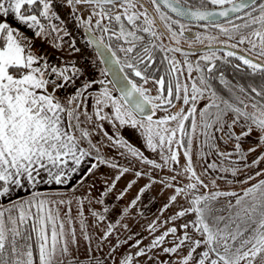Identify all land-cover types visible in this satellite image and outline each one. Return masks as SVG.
Wrapping results in <instances>:
<instances>
[{
  "label": "snow or ice",
  "instance_id": "obj_1",
  "mask_svg": "<svg viewBox=\"0 0 264 264\" xmlns=\"http://www.w3.org/2000/svg\"><path fill=\"white\" fill-rule=\"evenodd\" d=\"M197 3L198 7L188 5V0H0V197H9L13 191H22L28 186L35 188L39 183L64 184L69 174L78 172L93 151L98 153L89 139V131L81 127V115L89 122L92 120L82 104L97 81L81 80L77 87V81L84 73L75 63L54 66L44 55L34 50L35 38L46 39L51 36L53 47L59 48L57 41L63 39L59 34L63 32V36L71 35L66 28L53 22L64 23L55 10L59 4L68 7L69 15L79 26L84 27L86 44L95 48L101 63L107 66L101 75L111 73V80H101L99 83L111 84L121 93L117 99L109 88H104L102 98L96 99L97 118H106L101 115L100 106L110 101L121 125L131 123L133 127L144 128L148 147L153 151L158 148L161 150L163 164L146 161L155 168H163L169 161L179 163V150L184 149V172L188 174L190 182L182 187L168 182L169 178L159 182L174 189L170 197L172 202L181 195L188 201V207L178 212L177 216L191 214L194 218L180 226L184 229L182 236H176L178 229L171 227L154 238L149 248H139L135 255L147 256L149 251L160 247L171 234L176 236L174 246L163 247L162 252L175 254L186 248L178 264H264V179L245 189L242 196L229 191L200 193L199 189L208 188V184L196 173L192 161L193 142L201 137L202 147L212 149L217 148V140L225 145L233 142L231 151L216 152L223 160H229L235 154L240 161H246L247 155L243 152L241 141L254 131L259 134L260 143L264 144V2L259 3L258 7L257 0H197ZM149 4L154 7L156 15L151 13ZM209 4L221 10L209 11ZM82 5L88 6L86 19L79 14V6ZM225 5L230 7L226 8ZM162 8L170 10L187 23L174 19ZM248 9L250 11H246ZM230 13H244V16L236 17L243 23L234 24L229 19L228 23L232 25L230 29L217 21L216 17L228 18ZM10 15L32 31V37L3 19ZM157 19L162 22L160 31H157ZM192 21H206L208 25L219 29L227 41H236L228 45L233 49L247 44L249 47L242 51L254 53L255 59L234 51H227L226 56L240 62L235 65L237 69L243 65L250 75L260 76L261 84L247 88L229 87V92L235 98L225 99L217 94L211 83L217 67L214 61L220 59L215 51L201 56V60L207 62L203 67L199 62L194 67L180 47L163 45L162 40L166 35L179 44V37L190 31L188 25ZM176 25L179 26L178 30L174 28ZM241 29L247 34L242 33ZM195 39L203 42L200 36ZM208 39L216 40L218 37ZM156 41L161 43L157 44ZM68 47L73 52L80 51L74 40ZM157 50L181 53L185 55V60L178 61L174 55L164 56L161 63L167 61L166 76L158 77L156 73L159 69L154 56ZM230 62L224 60V63ZM185 70L187 77L182 81ZM194 71L199 74L196 78L192 75ZM130 76L139 78V82ZM219 79L228 86L229 82L223 74ZM150 82L155 86V95L150 94L152 88L144 87ZM69 85L75 91L62 99L57 93ZM237 90L243 96L236 95ZM204 101L207 103L198 107ZM157 111L167 114L154 120ZM229 115L231 122L227 119ZM138 116L142 119H137ZM172 124L175 126L171 127ZM238 124L242 130L237 134L235 127ZM85 141L89 145L87 149L81 146ZM130 151L133 155H139L136 150ZM255 151L254 147L248 149V152ZM259 162L258 159L252 163ZM99 163L105 164L107 161L99 158ZM110 166L118 167L116 164ZM243 166L251 165L244 163ZM98 167L96 163L91 164L87 174L91 175ZM209 170L230 173L232 177L241 172L239 167H223L215 162L207 165L205 174ZM128 171L122 168L104 195ZM136 175L140 176L141 173L137 172ZM256 175L264 173L257 172ZM217 178L226 179L223 175ZM217 178L211 181L213 187L216 186ZM170 179L175 181L176 177ZM132 183L128 188L132 187ZM148 187L150 185L142 188L140 195ZM220 197L235 198L234 204L228 202L229 210L235 209L228 216L219 214L224 209L215 206ZM138 199L139 195L130 207H134ZM53 203L32 193L28 199L13 201L11 207L0 205V264H81L69 246L77 245L76 230L69 227L65 231L59 210L54 211L52 208ZM58 203L66 202L61 200ZM98 203H103V200ZM67 204L65 218L71 225V201ZM128 210L124 209V213ZM103 211L106 213L109 208L105 207ZM78 212L82 217V208ZM93 215L101 221L104 219L98 213L94 212ZM170 219L175 220L176 217ZM80 224L84 238L90 240L84 231V221L81 220ZM189 227L197 235H190ZM110 234L105 233L103 238L106 239ZM152 259L148 256L149 261ZM132 261L133 257L129 255L120 264H132ZM97 264L101 262L97 261ZM160 264L166 262L161 261Z\"/></svg>",
  "mask_w": 264,
  "mask_h": 264
},
{
  "label": "rangeland",
  "instance_id": "obj_2",
  "mask_svg": "<svg viewBox=\"0 0 264 264\" xmlns=\"http://www.w3.org/2000/svg\"><path fill=\"white\" fill-rule=\"evenodd\" d=\"M87 7L88 6L85 5L79 6V14L83 19H86L89 14L86 10ZM144 35L147 36V34ZM165 39L162 40L163 45L165 47H173L169 45L170 42L165 41ZM156 43L160 44L161 41H156ZM170 55H174L178 61L183 62L185 60V55L181 53H170ZM202 55H197L192 52L190 54L187 53V59L192 62L193 66L195 67V59L201 57ZM101 72L102 70L99 74L97 73L95 75V78L93 80L97 81V83H95L89 90L87 98L83 100L82 104V108L86 109L87 113L91 115L92 120L90 122H84L82 120L83 123L81 124V127L89 131V139L91 140L92 145H95V148L98 149V153L96 151H93L92 153L96 155L98 159L103 158L105 161H107V163L100 164L98 161L96 164H98L99 167L96 168L91 175L87 174V176L82 180L83 183H81V181L79 183H75L80 179L79 178L74 181V179H76L77 173L75 172L69 174L67 182L64 184H55L51 187H45L42 186V184H37L35 188H31V186H28L22 191L15 190L16 192H22V194L12 193L9 197H0V205L5 208L11 207L13 201H18L21 198L28 199L32 193H36L40 197H43L50 201H54L55 203L52 204V208L54 211L57 209L59 210L60 219L63 220L65 224V231L67 232L69 227H73L76 230V238L78 243L76 246H72L71 244L69 246L72 250L73 255L77 259L84 257L89 252L113 253L111 255L119 257L118 253H121L123 251L129 250L133 252L134 250L138 251L139 248L147 249L148 245H151V242L154 238L163 234L168 228H171L173 225L178 229L176 236H182L184 229H182L180 226L186 222L191 221L194 218L191 214L185 217L177 216L178 212L188 207V201L184 198L183 195H181L177 197V200L175 202H172L170 200V197L174 194V189L165 187L164 184H161L159 182L164 178H169L168 182L174 183L179 187H182L190 182L188 179V174L184 172V168L186 167V159L183 156L184 149L181 148L179 150V163L174 164L173 162L169 161L168 164L163 168H155L152 164H149L146 161H153L158 164H163L164 161L162 159L161 150L158 148L157 150L153 151L148 147L146 132L144 128L138 126L133 127L131 123L121 125L119 120H117L115 117V110L112 107L110 101L100 106L102 109L101 115L105 116L106 118L103 120L98 119L96 116V99L102 98L101 93L103 92L104 88H109L112 92L113 97L117 99H119L121 96L111 84L99 83V81L101 80H111L109 75H101ZM192 75L193 78H196L199 74L194 71ZM186 77L187 72L185 70L184 74L181 76V80L185 81ZM224 79L226 80V78ZM187 82L189 84L191 83V81ZM234 83H236L237 86L246 85V88L248 84L247 81H243V85L238 81H235ZM233 84L229 82L226 88L222 87L220 91L217 90V94L225 99H234L235 97L228 90V88ZM148 88H152V92L150 93L151 95L156 94L155 86L151 82L148 84ZM214 90L216 91L215 87ZM225 92L227 93L226 95ZM239 94L243 96V94L236 91V95ZM89 97H91L90 100ZM203 103H207V101L201 102V104H198V107H200ZM248 110L251 111V108H249ZM212 111L215 110L212 109ZM166 114L167 113L163 111H157L153 116V119L155 120L161 118ZM137 119H142V117L138 116ZM227 119L229 122H231L230 115L229 117H227ZM170 126L174 127L175 124H172ZM241 130L242 129L238 124L235 127V132L238 134L241 132ZM109 137H112V139H109ZM202 140L203 138L201 137L199 140H194L193 142L192 161L194 170L198 175L201 176V179H203L204 181V175L215 176V178L223 175L226 177V179H223L224 182H220V186L222 188H227L225 190H228L229 192H235L238 195L242 196L245 189L251 187L254 184H257L261 179H264V175H256L257 172L264 173V159H261V157L264 156V144L260 143L259 134L257 132L254 131L252 135L243 138V140L241 141L243 152L247 155L246 161H240L239 157L235 154H233V156L229 160H223L221 157H218L216 155L217 151H231L233 148V142L231 141L227 145H225L222 141L217 140V148L212 149L202 147ZM85 144L89 147L87 141H85ZM253 147L256 149V151L248 152V149ZM130 149L136 150L139 155H133ZM258 159L260 160L258 164L252 163L254 160ZM234 161L236 162L235 164H233ZM212 162H215L218 165L222 164L223 167H239L241 169V172L236 177H232L230 173L213 172L211 170H209L208 174H205L207 165ZM244 163H247L251 166L244 167ZM111 164H116L118 165V167L113 168L110 166ZM122 168H127L129 169V171L124 173L121 176L120 180L115 181V187L112 188V190L108 192L107 195H104L107 189L113 184L115 176L119 174ZM171 169H175V171H172ZM137 172H140L141 175L137 176ZM173 176L176 177L175 181H171L170 179ZM248 177H252V179L249 180ZM133 181L134 183H132ZM240 181L247 182L240 183ZM148 182L152 185V189L153 191H155L156 197H159L160 199V203H156L159 205V207H155V209H153V213L152 211H150L148 213V218H146L145 220L137 219L143 212L142 211L140 213L137 207L140 199L136 200V204L134 207H130V205L131 202L137 198L139 193L138 191L143 188L144 184H148ZM130 183H132V187L128 188V185ZM222 183L226 185H222ZM70 184L73 185L70 186ZM199 192L205 193L204 188H200ZM117 197L121 198L117 199ZM224 199L225 200H222L223 204L218 203L217 208L224 209V211L219 214L228 216L231 211H235V209L229 210L228 202L232 201L234 204L235 198L224 197ZM61 200L65 201L66 203L59 204L58 202ZM99 200H103V203H98ZM68 201H71V225H69V221L65 218V211L68 207ZM121 203L128 205L129 212L123 213V211H119L118 214H121L122 216L124 214H128V217L130 219L125 220L126 227L124 225L121 226L120 224V231L122 234H120L121 238L123 236H128L129 240L132 241L135 239L137 233L139 234L138 237H141V233L145 232L144 230L146 229V226H148V229H146V231L148 230V233L146 235L147 237L144 240V242L146 243L143 242L141 244H136V246L133 247V243L127 242L128 240L119 245L120 240H118L117 237L105 239V242H102V240H100L99 236L103 234L108 227V225H106L108 223L106 221L103 222V220H107L106 215H113V213L111 212L105 213L103 209L105 207L112 208V206L120 205ZM140 205L142 210V207H145L147 204L145 202H140ZM155 205L152 204L151 207H154ZM80 208H82L83 210L82 217L78 212V209ZM94 212L103 216L105 215L106 218L101 221L97 216L93 215ZM132 214L136 215V219L133 218L134 216ZM174 216L176 217L175 220L170 219ZM81 220L84 221V231L87 233L88 237H90V240H86L84 238V232L81 231ZM188 232L190 235H197L193 232L191 227H189ZM176 236L170 234L160 247L150 251V254H148V256L153 257V259L151 261L147 259L143 262H148V264H160L161 261H165L166 264H178V261L185 255L187 251L186 248L180 250L175 254H166L162 252L163 247L174 246L173 242L176 240ZM100 262L101 264H112V261L108 263H106L105 261ZM113 264H117V262H114Z\"/></svg>",
  "mask_w": 264,
  "mask_h": 264
},
{
  "label": "crops",
  "instance_id": "obj_3",
  "mask_svg": "<svg viewBox=\"0 0 264 264\" xmlns=\"http://www.w3.org/2000/svg\"><path fill=\"white\" fill-rule=\"evenodd\" d=\"M4 20H7L13 27H16L18 28L21 32H23L25 35L29 36V37H32V31L28 30L24 25H21L19 24L15 18L13 16H8V17H5L3 18ZM54 23L58 24L59 27L61 28H64L63 25L57 21H53ZM60 36L63 37L62 40L60 41H57V43L60 44V47L59 48H56V47H53L52 45V37L49 36L47 37L46 39H40V38H35V40H38V41H41L43 43H45L47 46H49L51 49H53L56 53H58L61 61H62V65L61 67L66 63V62H70L71 61V58L74 54V52L68 47L69 43H70V40L68 39L67 36H63V32H61L59 34ZM33 41V42H34ZM57 95L59 97H61L62 99L65 98L66 96H69V95H66V94H62L61 90L57 93ZM91 99V97H89V100ZM88 105H91V104H88ZM81 120H83L84 122H87L86 118L81 115ZM82 147L84 148H88V146L85 144V142L81 145ZM99 161V159L96 157V155H94L92 153V155L88 158L85 159L84 163L81 165L82 167H80V171L76 173V179H74V181H76L77 179L78 182H75V183H79L80 181H82L86 176H87V170L88 168L90 167L91 164L93 163H97ZM205 176V183L208 184V188H204V191L205 193H210V192H216V191H228V190H225L227 188H222L220 186V182L224 180L223 179H216V186L213 187L211 181L212 179L215 178V176H211V175H204ZM219 181V182H218ZM42 186H45V187H51L53 185H55L54 183L52 184H47V183H39V185ZM73 184H70V186H72ZM222 185H226L224 183H222ZM12 193H20L22 194V192H16V191H13ZM11 193V194H12ZM222 200H225L224 197H220L219 200L217 202H215V206L217 208V205L218 203H221L223 204ZM122 204V203H121ZM114 205L112 206V208H109V211L108 212H115L116 214H113L112 216H108L106 215L107 217V220H103L106 221L108 224V227L107 229L104 231L103 234H101L99 236L100 240H102V242H105V239L103 238L105 236V233H108V232H111L110 235L107 236L106 239H111V238H114V237H117L118 240H120V244H123L126 240H128L127 242H130V243H133V247L136 246V244H141L144 242L145 238L147 237V233H148V230L146 231V229H148V226H146V229L144 230L145 232L141 233V237H138V233L137 235L135 236V239L134 240H129L128 236H123L121 238L120 234H121V226L122 225H126L125 223V220H130L129 217H128V214H124L123 216L121 214H117L119 211H123L124 213V209H128V205L126 204H122V205ZM227 206V205H226ZM137 207H138V211L141 213L140 214V217L137 218V219H146L148 218V205H146L145 207H142L143 209L141 210V205L138 203L137 204ZM85 208H88V207H85ZM129 211H127L128 213ZM134 217V219H136V215L132 214ZM105 215H104V218H106ZM110 220H109V219ZM121 224V226H120ZM111 225V227H110ZM120 226V227H119ZM122 235V234H121ZM137 237V238H136ZM35 240V234L33 233V242ZM78 243V242H77ZM146 243V242H144ZM148 243V242H147ZM117 248V247H116ZM115 248V249H116ZM137 251H123L121 253H118L119 257L115 256V255H111L113 253H101V252H89L87 255H85L84 257H81L79 260L81 262V264H97V261H105L106 263L108 262H111L112 261V264L114 262H117V264H120V262L122 260H124L126 257H128L129 255H131L133 257V261H132V264H148V262H143L144 260H147L148 259V253H147V256H144V257H137L135 254H136ZM117 253V252H116Z\"/></svg>",
  "mask_w": 264,
  "mask_h": 264
},
{
  "label": "flooded vegetation",
  "instance_id": "obj_4",
  "mask_svg": "<svg viewBox=\"0 0 264 264\" xmlns=\"http://www.w3.org/2000/svg\"><path fill=\"white\" fill-rule=\"evenodd\" d=\"M261 2H264V0H257V5L256 6L258 7L259 3H261ZM188 5L196 6V7L199 6V4L197 3V0H188ZM148 7H149L151 13L153 15H156L155 11H154V7L152 5H150V4L148 5ZM216 7L217 6H214V5H211V4H209L207 6V8H216ZM162 10L165 11L168 15L172 16L174 19H180L181 22L187 23V21H185L183 18L177 17L175 14L170 12L168 9L162 8ZM246 11H250V9H248ZM253 14L256 15L258 13H253ZM238 15L239 16H244V13H238V14H236L234 16H231V17H228V18H225V19H220V20H217V21L221 25H223L224 27H227V28L231 29L232 25L228 23L229 19H231L234 24H242L243 23L242 20L236 19V17ZM244 18L247 19L246 16ZM205 25H207V26H205ZM156 27H157V31L162 30V27H163L162 26V22H160L158 19H157ZM188 27H189L190 31L185 32V35L183 37H179V39L181 40L179 44H176L174 41L169 39V37L167 35L163 39H165L167 37L165 39V41L170 42L169 45H171L173 47H180L183 50V52H185L186 54L187 53L190 54L192 52V53H195L197 55H202V54L206 55V54H210L212 51H215L216 55L220 57L219 60H215L214 61L215 64L217 62H219V61H224L225 59L231 61L230 63H228L229 65L232 64L233 62H235V65L240 63L235 58L227 57L226 56L227 51H234V52H237L238 54L248 55L249 58L255 59V54L254 53H247L246 51H242V50L247 49V47H249L247 44L239 45L235 49L229 47L228 45H230L231 43H235L236 41L235 40L227 41V37H225L222 34H220L219 29L214 28L211 25H208L206 21H199V22L192 21L188 25ZM174 28L176 30H178L179 26L176 25V26H174ZM241 32L244 33V34H247L244 29H241ZM196 36H200L201 39L203 40V42H201L199 40H196L195 39ZM208 37H218V39L210 40V39H208ZM225 41H227V43H225ZM190 42H192V43H190ZM197 62H199L202 67L206 63L205 61L201 60V57L195 59V62H194L195 65H196ZM220 66L224 67L222 64ZM240 68H242L244 70V72H247V70H248L246 68V66H243V65H241ZM130 78L136 79L139 82V78H135V77L133 78L131 76H130ZM216 80L217 79L215 77H213L212 81L216 83ZM245 80H247V78ZM257 82L259 84H261L262 81H261L260 76H257ZM241 84H243V83H241ZM144 87L148 88V85H144ZM217 90L218 89L216 88V92H217ZM226 94L227 93L225 92V95Z\"/></svg>",
  "mask_w": 264,
  "mask_h": 264
},
{
  "label": "built area",
  "instance_id": "obj_5",
  "mask_svg": "<svg viewBox=\"0 0 264 264\" xmlns=\"http://www.w3.org/2000/svg\"><path fill=\"white\" fill-rule=\"evenodd\" d=\"M57 13L60 15L61 20L64 23H61L66 30L71 33L70 36H67L71 41H75V46L80 49L79 52H74L71 63H75L84 73L83 77L77 81L76 86L78 87L81 80H93L95 75L103 69V64L101 63L100 58L96 55V51L92 46L86 44L87 37L85 35L84 27L79 26L75 19L69 15L70 9L68 7H61L57 4L56 9ZM60 23V21H57ZM35 51L39 54L44 55L49 63L54 66L61 65V59L53 49L44 44L41 41L35 40ZM75 91L74 87L69 85L67 88L63 89V92L66 94H72Z\"/></svg>",
  "mask_w": 264,
  "mask_h": 264
},
{
  "label": "trees",
  "instance_id": "obj_6",
  "mask_svg": "<svg viewBox=\"0 0 264 264\" xmlns=\"http://www.w3.org/2000/svg\"><path fill=\"white\" fill-rule=\"evenodd\" d=\"M168 55H170V53L161 52L159 50L155 51V53H154L155 60H156V67L159 69V72L156 73V75L158 77L159 76H166L167 61H164L163 63H161V61H162L164 56H168ZM221 64L224 67L220 66ZM216 65H217V67L214 70L213 77H215L217 80H216V83L211 80V83H212L213 87L217 88L219 91L221 90L222 87L226 88V86L220 82L219 77L221 74H223V77L226 78V80H228V82H231L232 84L235 81H238L240 83H243V81H247L248 82L247 87L260 85L257 82V76L250 75L249 70H247V72H244V70L242 68L237 69L235 67V62H233L232 64L229 65L228 63L225 64L224 61H219L216 63ZM246 78H247V80H245ZM234 85L237 86L236 83H234L231 87H233ZM244 86L246 87V85H244ZM237 88H238V86H237ZM223 90H224V88H223ZM148 185H150V187L147 188V190L143 193V195H140V191H138L139 192L138 195H139V199H140L139 204H140V202H145L149 206L148 207V213L150 211H152V213H153L154 212L153 209H155V207H157V208L159 207V205L156 203H160V199H159V197H156L155 191H153V189H152V185L149 183H148ZM144 187L145 186H143V188ZM156 198H157V201H156ZM152 204L153 205L156 204V205L154 207H151ZM111 213L116 214L113 211ZM172 227H175V226L173 225ZM149 247H150V245H148V248ZM148 254H150V251L148 252Z\"/></svg>",
  "mask_w": 264,
  "mask_h": 264
},
{
  "label": "water",
  "instance_id": "obj_7",
  "mask_svg": "<svg viewBox=\"0 0 264 264\" xmlns=\"http://www.w3.org/2000/svg\"><path fill=\"white\" fill-rule=\"evenodd\" d=\"M186 6H187V5H186ZM224 7L227 8V7H230V5H225ZM207 10L218 12V11H220L221 9H220L219 7H216V8H207ZM169 11H170V10H169ZM173 14H175V13H173ZM236 14H238V13H230V14H229V17L234 16V15H236ZM216 19H217V20L225 19V17H216ZM104 66H105V68L107 67L105 64H104ZM108 75H109L110 79H112V75H111V73H108ZM121 75H123V74H121ZM118 92H119V91H118ZM119 94L121 95L120 92H119Z\"/></svg>",
  "mask_w": 264,
  "mask_h": 264
},
{
  "label": "bare ground",
  "instance_id": "obj_8",
  "mask_svg": "<svg viewBox=\"0 0 264 264\" xmlns=\"http://www.w3.org/2000/svg\"><path fill=\"white\" fill-rule=\"evenodd\" d=\"M105 39H106V37H105ZM103 67H104V65H103ZM149 183V182H148ZM150 184V183H149ZM146 185H148V184H144V186H146Z\"/></svg>",
  "mask_w": 264,
  "mask_h": 264
}]
</instances>
